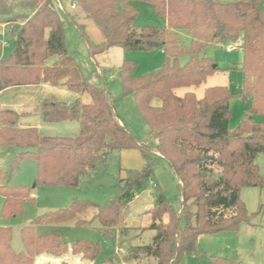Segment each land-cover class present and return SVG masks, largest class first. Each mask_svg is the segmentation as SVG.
<instances>
[{
	"label": "trees",
	"instance_id": "16d2710c",
	"mask_svg": "<svg viewBox=\"0 0 264 264\" xmlns=\"http://www.w3.org/2000/svg\"><path fill=\"white\" fill-rule=\"evenodd\" d=\"M59 1L65 9L63 15L55 0H0L1 22L11 24L15 42L12 53L0 58V92L39 84L62 86L77 96L87 94L90 103L82 104L77 98L67 105L51 98L39 104L35 113L45 123H78V134L69 138L42 136L36 127L19 128L14 111H0V154L11 148L21 150L12 160L11 171L22 161L34 160L36 185L41 187H78L92 177L99 162L104 163L116 151L138 149L145 165L120 180L117 196L103 205L74 200L63 210L30 221L20 231L22 252L11 248V229L0 227V264H35L41 255L58 259L68 253L95 264L101 241L68 243L56 232L37 235L36 228L97 222L101 239L113 241V230L119 237L135 230L125 227L127 207L150 185L155 198L147 230L154 237L150 245L128 246L123 255L128 260L178 264L182 257L199 253V236L236 231L241 223L249 222L239 190L264 187V175L255 163L256 156L264 153V121L253 120V116L264 117V0H68L76 6L73 14L66 10L67 0ZM136 2L149 4L165 26L135 30ZM22 10L31 15L20 13ZM79 13L102 34L101 43L93 45L85 38L84 27L75 20ZM65 23L81 35L94 64L98 55L113 47L123 52L160 50L164 54L157 71L136 76V64L126 60L119 71L122 96L133 97L154 145L137 140L119 120L109 92L82 76L66 48ZM182 33L189 38L188 46ZM227 43L237 44L243 53L241 91L211 87L199 99L193 92L176 96L175 90L196 89L221 71L202 52L208 45ZM183 54L189 60L180 67L177 59ZM235 96L246 107L242 121L231 131L229 101ZM156 158L165 161L175 175L179 213L153 182ZM3 176L0 170V182ZM0 196L5 220L21 215L24 203L33 200L27 189L1 184ZM87 210H92L91 218L78 219ZM108 264L114 263L109 260ZM210 264L233 263L213 258Z\"/></svg>",
	"mask_w": 264,
	"mask_h": 264
},
{
	"label": "rangeland",
	"instance_id": "374dc122",
	"mask_svg": "<svg viewBox=\"0 0 264 264\" xmlns=\"http://www.w3.org/2000/svg\"><path fill=\"white\" fill-rule=\"evenodd\" d=\"M134 5L138 10V16L133 24L135 30L142 27L165 26L164 19L156 16L151 6L138 2ZM22 11L20 13L24 15H31L29 10ZM75 20L84 27V36L93 45L103 41L99 30L89 20L81 18L80 13L75 17ZM64 30L67 51L75 59L82 76L91 84L97 87L102 86L109 92L115 99V111L119 120L137 140L147 141L149 145H154L155 140L150 137L148 126L138 113L133 97L122 96L119 71L123 60L136 64V76L157 71L163 64L164 54L160 50L123 52L119 47H113L98 55L95 58L96 64H94L78 31L66 23ZM180 36L183 43L188 46V36L185 33ZM14 45L11 24L2 23L0 18V58L8 57L14 49ZM226 47L230 51L227 52ZM202 55L212 60L221 71L209 76L196 89L175 90L176 96L181 97L186 92H193L199 99L203 96L204 91L211 87H227L232 92L241 91L243 77L240 66L243 62V53L237 44L208 45L204 48ZM188 60L189 57L183 54L178 57L177 63L183 67ZM51 98L67 105L73 103L76 98H79L82 104L90 103L87 94L76 96L65 87L22 86L11 88L0 95V105L4 107L0 106V111L13 110L19 114L32 113L38 102ZM245 107L246 104L239 97L235 96L230 99L229 130L233 131L238 127L244 117ZM253 120L255 122L264 121V117L253 116ZM19 123L33 125L32 127L38 128L40 135L47 137L69 138L76 136L79 131L76 122L50 124L43 122L38 115L36 117L34 114L28 117L20 115ZM20 152V149L11 148L6 153L0 154V170L4 173L0 184L25 188L33 199L24 203L21 215L5 220L1 213L3 198L0 196V227L11 229V248L15 253L23 251L20 231L30 221L48 212L63 210L74 200H88L96 205H103L117 196L120 180L125 179L130 171H139L145 165L142 153L138 149L116 151L110 153L104 163L99 162L92 177L78 187H41L36 185L37 164L34 160L22 161L14 171H11L12 160ZM255 163L259 174L264 175V153L256 156ZM153 180L160 187L167 201L172 204L175 212L179 213L180 202L175 175L168 164L159 158H156L153 163ZM239 197L250 215L249 222L241 223L236 231L199 236L196 242L199 253L182 257L178 264H210L213 258L227 259L233 264H264V187H243L239 190ZM154 198V188L150 185L128 204L125 227L135 230L129 231L123 237H119L113 230V241L101 239V228L97 222L85 226H77L74 221L59 226H41L36 228V233L45 235L56 232L68 243L78 240H87L93 243L101 241V254L95 264H108L109 260H112L114 264H155L152 259L142 258L139 262L123 257L128 246L152 243L154 232L147 228L152 223L149 210L153 205ZM92 214V210H87L80 214L78 219L89 220ZM183 223L182 218L180 227L183 226ZM140 230L144 231L140 232ZM44 256L49 259L46 260L44 257L39 259L38 257L34 261L35 264H88L80 256H73L70 253L58 259L48 255Z\"/></svg>",
	"mask_w": 264,
	"mask_h": 264
},
{
	"label": "crops",
	"instance_id": "0c3cea01",
	"mask_svg": "<svg viewBox=\"0 0 264 264\" xmlns=\"http://www.w3.org/2000/svg\"><path fill=\"white\" fill-rule=\"evenodd\" d=\"M66 3V10H67V12L69 13V14H73V12H75V8L74 9H72L71 8V2L70 1H66L65 2ZM138 3H143V2H138ZM147 4V3H146ZM149 5V4H148ZM150 6V5H149ZM152 8V7H151ZM153 11V10H152ZM154 13V12H153ZM165 21V20H164ZM165 24H166V22H165ZM39 85H45V84H39ZM56 87H62V86H56ZM11 88H17V87H11ZM11 88H8V89H6V90H4V91H2V92H0V95L2 94V93H4L5 91H7V90H9V89H11ZM76 95V94H75ZM77 96V95H76ZM77 99V98H76ZM79 99V98H78ZM75 100V99H74ZM41 102H38V105H36L35 107H34V109H33V112L32 113H30V112H27V113H21V114H19V113H17V112H15L18 116H19V120H18V123H17V126L19 127V128H26V127H32L33 125H30V124H21V123H19V121H20V115H25V116H29V115H35L36 117H37V113H35L36 112V110H37V108H38V106H39V104H40ZM60 103H62V102H60ZM66 104V103H65ZM2 108H4L2 105H0ZM11 111H13V110H11ZM39 116V115H38ZM39 118H40V116H39ZM38 129V128H37ZM47 256V255H46ZM41 257H44L46 260L47 259H49L48 257H45L44 255H41V256H39V259H41ZM38 258V257H37Z\"/></svg>",
	"mask_w": 264,
	"mask_h": 264
},
{
	"label": "built area",
	"instance_id": "2783aa9c",
	"mask_svg": "<svg viewBox=\"0 0 264 264\" xmlns=\"http://www.w3.org/2000/svg\"><path fill=\"white\" fill-rule=\"evenodd\" d=\"M55 3H56V8H57V11L61 14V15H63L64 14V11H65V9H64V7H63V5L61 4V2L59 1V0H55ZM71 8L72 9H76V6H75V4H71ZM226 51L228 52V51H230V49L229 48H226Z\"/></svg>",
	"mask_w": 264,
	"mask_h": 264
}]
</instances>
